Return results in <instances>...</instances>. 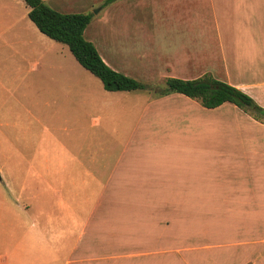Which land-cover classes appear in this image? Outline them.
I'll list each match as a JSON object with an SVG mask.
<instances>
[{
    "label": "crops",
    "instance_id": "1",
    "mask_svg": "<svg viewBox=\"0 0 264 264\" xmlns=\"http://www.w3.org/2000/svg\"><path fill=\"white\" fill-rule=\"evenodd\" d=\"M29 12L0 0V264H264V121L80 80ZM85 37L141 82L209 74L264 108V0H117ZM116 113L131 125L111 163L95 130Z\"/></svg>",
    "mask_w": 264,
    "mask_h": 264
},
{
    "label": "trees",
    "instance_id": "2",
    "mask_svg": "<svg viewBox=\"0 0 264 264\" xmlns=\"http://www.w3.org/2000/svg\"><path fill=\"white\" fill-rule=\"evenodd\" d=\"M30 6L29 16L38 28L50 38L67 45L76 60L99 77L106 90L132 91L150 88L129 75L112 68L103 59L95 44L85 37V30L93 14L87 12L66 13L51 7L45 0H24ZM114 0H107L104 5ZM156 95L182 93L207 108H215L225 102H232L264 121V108L252 96L225 81L204 75L196 79L168 77L165 86Z\"/></svg>",
    "mask_w": 264,
    "mask_h": 264
},
{
    "label": "rangeland",
    "instance_id": "3",
    "mask_svg": "<svg viewBox=\"0 0 264 264\" xmlns=\"http://www.w3.org/2000/svg\"><path fill=\"white\" fill-rule=\"evenodd\" d=\"M106 1L107 0H98L97 2L94 3V0H76V1L74 0V2L79 3V5L76 4V8H74V12H87V13H92L94 15L95 11H98L99 9H102V7L105 8L106 6H109V5L114 4V3L117 2V0H114V1H112L110 3H108L107 5H104V3ZM148 10L149 9H145V10L142 9L141 13L146 15ZM63 11H67V10L64 9ZM116 23H118V19H116L114 21L111 18V24L110 25H112V24L116 25ZM118 25H119V23H118ZM240 44H241V47L242 48L244 47V49L246 50L247 45H248V40H240ZM107 53H108V57H110L111 59L115 57V55L110 56V54H113V53H111V52H107ZM77 64H78V62H77ZM78 66H79V70H80V80L87 81V82H89V84L95 83L94 86L96 85V87L100 86L103 89L105 88V87H103L104 84H103L102 80L99 77L94 75L92 72H90L88 69H86L82 65L78 64ZM147 84L149 86H151V87L147 88V89H144V92L145 93L152 92L153 95H156L155 92L158 89L160 90L161 88H163L165 86V79L162 78L160 80H156L155 82H151V83H147ZM141 90L142 89H137V90H133V91H127V92H125V94L126 93L127 94H131L132 95L131 97L137 98L136 94H140ZM248 111L250 113H252L251 111H253V110H252V108H248ZM121 116L122 115L116 113V116H112L114 118L107 119V120L105 119V116H104V118H103V120H102V122L100 124V127H97L96 130H95V133H96L95 148H96V150H98L100 152L101 156H103L102 160L106 159V161H109L111 163L116 159V156L118 155L119 151L122 149V147L125 145L126 141L129 138V135L125 134L124 131L129 129L130 126H128V125H131V124L128 123V120H124L123 118H121ZM164 119L165 118H163L162 120H164ZM170 119L171 118L165 119L163 121L162 125L163 124L167 125V123H169V121L171 123ZM132 121L133 120H131V122ZM160 125H161V123L156 124L155 128H156V126H160ZM101 127L105 128V134L104 135H101L102 129H99ZM107 128L109 129V132H108ZM161 131H162V127H160V129L157 131L158 132L157 134H161ZM118 133H123V134L119 135ZM162 135H164V134H162ZM162 135L153 136L154 138H153L152 141L153 142H158V143H165L167 138L165 136H162ZM100 138L104 139V140L102 139L103 142H99L98 141V139H100ZM133 142H135V140ZM104 148H106V150L105 151H101V149H104ZM108 148H109V150H108ZM27 153L29 154L30 157H32L34 152H27ZM134 155H137V154H134ZM19 157H20V153L18 155H16L14 157V159H18V160H20L22 162L23 159H19ZM19 170H22V168H20ZM240 170L243 171L242 168H240Z\"/></svg>",
    "mask_w": 264,
    "mask_h": 264
},
{
    "label": "water",
    "instance_id": "4",
    "mask_svg": "<svg viewBox=\"0 0 264 264\" xmlns=\"http://www.w3.org/2000/svg\"><path fill=\"white\" fill-rule=\"evenodd\" d=\"M95 12H97V11H95Z\"/></svg>",
    "mask_w": 264,
    "mask_h": 264
}]
</instances>
